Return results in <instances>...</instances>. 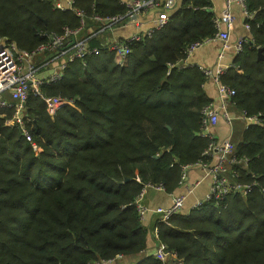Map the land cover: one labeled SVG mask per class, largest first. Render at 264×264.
<instances>
[{
  "label": "trees",
  "instance_id": "16d2710c",
  "mask_svg": "<svg viewBox=\"0 0 264 264\" xmlns=\"http://www.w3.org/2000/svg\"><path fill=\"white\" fill-rule=\"evenodd\" d=\"M53 2L0 0V38L33 51L81 26L75 12ZM75 4L86 14L79 38L91 47L103 46L94 16L127 12L119 0ZM247 6L256 12L252 40L222 82L236 91L230 108L254 116L264 114V0ZM216 14L211 0H183L164 29L135 43L126 65L101 48L41 85L40 95L30 90L28 128L38 151L5 124L12 111L0 109V264H95L147 250L137 196L147 183L175 192L182 167L198 162L210 143L201 134V113L212 101L208 80L199 67L171 66L190 45L215 36ZM49 98L64 103L50 110ZM235 123L236 152L250 159L244 180L258 186L229 196L225 207L207 202L157 224L158 242L175 255L171 264H264V126ZM138 264L163 263L144 256Z\"/></svg>",
  "mask_w": 264,
  "mask_h": 264
},
{
  "label": "built area",
  "instance_id": "2783aa9c",
  "mask_svg": "<svg viewBox=\"0 0 264 264\" xmlns=\"http://www.w3.org/2000/svg\"><path fill=\"white\" fill-rule=\"evenodd\" d=\"M127 8L125 15L100 17L94 16L93 20L101 25L99 33H103L120 24L134 23L138 31L131 34L123 40L113 41L102 44L101 48L106 49L114 55L115 61L124 66L127 59L132 53V47L146 38H151L156 32L164 29L170 20L171 12L180 8L182 3L178 0H119ZM183 1V0H182ZM239 5L244 13L245 28L251 34V22L255 20L256 12H251L247 6V0H224L223 9L220 14L214 18L216 34L214 37L190 45L186 50V58L180 61L174 67H185L184 63L192 53L200 46L212 42L220 41L222 49L218 56V62L214 67H199L207 80L213 81L221 100V110L223 111L224 120L230 127V136L220 140L215 135L213 129L220 122V108L214 106L211 102L202 110L201 116V134L207 137L210 143L203 152L202 158L194 163L182 167L180 187L186 186L184 194L174 195L172 203L168 207H157L150 210L144 204V198L148 189L167 192L164 185H155L152 183L145 184L141 193L135 200V206L140 221L143 223L148 212L153 211L158 215L157 224H168L172 217L182 212L188 195L192 194L194 188L199 182L188 186V172L194 167L201 168L207 176L212 179L209 192L202 200L197 201L193 209L201 207L204 203L214 201L217 205L224 204L233 194H239L243 197L249 195L253 189L258 186V182L245 181L243 169L247 167L250 159L246 156L237 154L234 143L232 142L233 126L235 121L241 120L245 128L253 125L264 126V114L248 116L244 111L240 116H231L228 108L233 106V98L236 91L222 82V77L227 71L234 67L233 64H224L223 60L226 54L232 50L235 55L243 51L244 45L252 40L249 37H241L234 44L230 43L231 33L234 29L235 16L233 12L234 5ZM54 8L58 11H73L81 19V26L77 29L66 28L60 37H50L49 42L42 44L33 51L20 49L17 44L7 37L0 38V109L12 111V116L5 121L7 126H17L25 139L32 145L35 151L39 150L38 145L34 142L28 123L31 120L27 115V101L30 90H34L40 95L39 88L44 84L56 83L63 78L68 66L77 60H84L87 56L98 55L101 52L100 47H91L89 39L79 38L86 25V14L76 7L75 0H54ZM141 17L150 18L152 25L141 30L143 23L137 21ZM259 26V24H257ZM75 39L74 45L66 51L59 52L53 58L47 60L48 55L54 54L60 48L67 46L71 39ZM43 60V61H42ZM195 67V66H192ZM53 69L45 79L40 76ZM11 98V99H10ZM49 109L54 110L63 104L62 100L47 99ZM241 168V169H239ZM1 192V187H0ZM264 192V190H263ZM155 238L157 247L154 256L163 264H171L175 260V255L171 254L167 246L158 242V229L155 227ZM116 259L102 260L95 264H112Z\"/></svg>",
  "mask_w": 264,
  "mask_h": 264
},
{
  "label": "crops",
  "instance_id": "0c3cea01",
  "mask_svg": "<svg viewBox=\"0 0 264 264\" xmlns=\"http://www.w3.org/2000/svg\"><path fill=\"white\" fill-rule=\"evenodd\" d=\"M179 3H182V0H178ZM213 4V11L217 14H220L223 9L224 0H211ZM233 12L235 16L234 29L231 33L230 43L234 44L241 37H249L250 32L245 28V17L242 8L239 5H234ZM137 21H141L143 26L141 30H145L152 25L150 18L144 19L139 17ZM91 31V30H90ZM138 31V27L134 23L120 24L108 31L103 32L100 35L103 44H107L117 40H123L129 37L131 34ZM222 49V43L220 41L208 42L199 48H197L192 55L184 63L185 67L192 66H202V67H214L218 62V56ZM235 56V53L230 50L225 59L223 60L224 64H232V58ZM43 61V60H42ZM204 90L207 93L208 97L212 100L211 102L217 108H220V122L213 129L215 135L218 139L223 140L230 136V127L224 120L223 111L221 110V100L217 92L216 86L213 81L208 80L204 86ZM228 113L231 116L238 117L241 113L236 112L232 107L228 108ZM241 121V120H239ZM243 123V121H241ZM244 124V123H243ZM236 123L233 126V132L235 131ZM199 182L198 186L194 188L192 194L188 195L185 201V206L182 210L183 213H189L193 209L197 201L202 200L203 197L209 192L212 179L205 174V172L199 168L194 167L188 172V186L194 185ZM186 192V186L178 187L175 192H164L156 191L154 189H148L144 198V204L150 209L153 210L157 207H168L172 203L174 195L184 194ZM158 220V215L153 211L148 212L143 221L145 227L150 231L148 238L147 250L140 256L135 257H120L116 262L112 264H138L141 258L144 256H154L157 241L155 238V227Z\"/></svg>",
  "mask_w": 264,
  "mask_h": 264
},
{
  "label": "water",
  "instance_id": "95a60500",
  "mask_svg": "<svg viewBox=\"0 0 264 264\" xmlns=\"http://www.w3.org/2000/svg\"><path fill=\"white\" fill-rule=\"evenodd\" d=\"M74 43H75V39L73 38V39H71L70 43L67 46L60 48V50H58L54 54L48 55L47 60L50 59V58H53L55 55H58L59 52H61V51L68 50L69 48H71L74 45ZM258 60L259 61H264V46L258 48ZM53 72H54L53 69H51L46 74H44L43 76H40L39 78L40 79H45L49 74H52ZM196 135H199V133H196Z\"/></svg>",
  "mask_w": 264,
  "mask_h": 264
},
{
  "label": "bare ground",
  "instance_id": "6f19581e",
  "mask_svg": "<svg viewBox=\"0 0 264 264\" xmlns=\"http://www.w3.org/2000/svg\"><path fill=\"white\" fill-rule=\"evenodd\" d=\"M217 15V14H216Z\"/></svg>",
  "mask_w": 264,
  "mask_h": 264
}]
</instances>
